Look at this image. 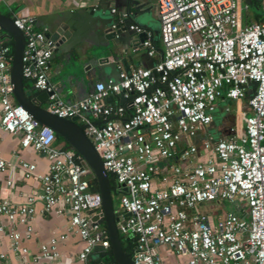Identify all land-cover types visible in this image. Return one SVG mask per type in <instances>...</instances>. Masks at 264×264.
<instances>
[{
    "label": "built area",
    "instance_id": "obj_1",
    "mask_svg": "<svg viewBox=\"0 0 264 264\" xmlns=\"http://www.w3.org/2000/svg\"><path fill=\"white\" fill-rule=\"evenodd\" d=\"M157 3L159 53L151 31L130 25L142 35L133 50L143 47L149 57L157 56L153 65L119 68L117 79L96 81L89 94L74 101L61 99L48 79L53 39L32 17L13 18L25 39L22 76L49 93V112L78 117L113 174L120 196L116 227L130 240L133 264H264V21L243 24L242 0ZM260 3L264 8V0ZM12 57L10 47L1 44L0 129L18 135L22 148L42 154L47 167L36 173L34 162L18 160L23 175H34L41 190L23 202L0 198V218L7 222L0 220V259L6 255L2 236L10 238L12 250L27 252L15 226L23 225L28 238L41 204L40 213L66 214L68 226L40 246L34 263L51 264L56 244L74 234L82 242L78 261L90 264L97 245L110 247L101 226V195L89 189L93 174L81 155L56 146L53 129L13 102ZM113 94L122 101H108ZM222 97L237 104L247 98L250 113L239 109L242 123L226 138L205 140L203 148L211 155L194 159L197 146L179 142L212 122ZM5 167L0 158V171ZM215 202L232 208L217 218L201 210ZM240 206L246 211L239 212Z\"/></svg>",
    "mask_w": 264,
    "mask_h": 264
},
{
    "label": "crops",
    "instance_id": "obj_2",
    "mask_svg": "<svg viewBox=\"0 0 264 264\" xmlns=\"http://www.w3.org/2000/svg\"><path fill=\"white\" fill-rule=\"evenodd\" d=\"M0 0V13L11 18L18 16H29L36 19L38 16L53 14L55 17L52 19L57 25V14L71 11L81 13L83 11H99L102 14H106L107 11L102 7L109 5L114 6L113 1L102 0ZM138 4L131 9L135 12L133 20L136 24L145 25L146 30L153 33V42L158 50L161 51V42L159 40V19H158V3L157 0H137ZM248 6L251 4V0H245ZM260 17L256 18V14L253 15V19L250 17L245 18V23H251L256 21H264L262 13H257ZM140 17V18H139ZM124 19L126 17H123ZM142 18L144 19L142 21ZM115 19L118 20L119 16L116 15ZM141 19V20H140ZM243 21V18H242ZM38 23V21L36 22ZM38 28L45 29L47 32V26L43 23L36 24ZM125 33L119 32L117 35L121 41L116 46V52L114 57L104 46H93L94 53L83 55L79 62H73L70 59L67 63V59L64 58L65 54L59 52L56 56L50 59V66L48 69V79L55 86L58 96L65 101H74L80 99L89 94L94 86V83L100 80V76L104 75L107 79L110 74V62L113 63L117 69L128 71L134 66H147L151 61H155L157 56L149 57L147 50L143 47H139L137 50H133L136 41H139L138 35L134 31L125 30ZM0 32V45L5 41H10ZM97 40V38H96ZM99 41V40H97ZM95 54V55H94ZM108 57L109 62H99V58ZM65 64V65H63ZM24 89L27 96L32 97L40 95L41 91L34 88L33 83L29 79L24 81ZM42 105L47 107V97H43ZM246 99L241 101L240 104L229 100L225 97L218 98L215 102V109L213 111V120L208 125H202L198 128L196 133L192 136H184L179 142V146L187 147L188 145L197 146V153L194 159H204L211 155V152L203 148V142L207 139L211 141L226 138L233 133V127L241 122L238 120L237 112L240 109L241 112L246 114L250 113L249 108L246 105ZM108 101H122V97L119 94H113L109 97ZM13 102L16 99L13 96ZM237 110L233 112L232 107ZM229 110L226 111L225 108ZM232 117V119H231ZM79 123V122H78ZM242 123V122H241ZM54 144L59 147H63V142H55ZM0 158L6 163V167L3 171H0V198L8 199L14 202H23L30 194L39 193L41 190L40 181L33 175L25 177L21 171L18 160L24 159L36 164V173H41L46 170L47 161L45 157L29 148H22L20 145V138L18 135H12L0 129ZM93 177V176H92ZM11 180V184H7V181ZM211 204L201 206V210L206 211L212 215L213 218L224 215L219 213L217 208H213ZM229 204V203H228ZM116 218L119 215V205L116 206ZM230 209L232 206L229 204ZM41 204H37V213L33 216L30 224L32 225V232L27 238L25 236V227L23 225H16L15 229L20 233L21 246L27 248L26 253H20L14 251L11 248V240L7 236L1 237L2 249L5 252V258L0 259V264H35V259L39 255L40 246L42 244L49 243V240L53 236H59L66 232L68 226V218L66 214H58L55 210L49 213H40ZM230 209L228 211H230ZM227 211V212H228ZM239 212H245L246 208L240 206ZM2 222L7 226V222L4 218H0ZM102 228L106 229V225L101 221ZM120 239H122L121 234ZM123 236V235H122ZM123 239L125 237L123 236ZM82 242L80 238L74 234H69L64 240L59 241L56 244L58 255L51 259V264H80L77 259L78 251L81 249ZM122 245V243H121ZM103 250L93 251L89 257L90 264H104L106 258L103 255Z\"/></svg>",
    "mask_w": 264,
    "mask_h": 264
},
{
    "label": "water",
    "instance_id": "obj_3",
    "mask_svg": "<svg viewBox=\"0 0 264 264\" xmlns=\"http://www.w3.org/2000/svg\"><path fill=\"white\" fill-rule=\"evenodd\" d=\"M113 1L116 8L115 13H111V6L105 4L102 7L107 11L102 14L99 11H83L81 13L65 11L58 13V24L53 22L55 17L53 14L38 16L35 19L37 25L43 23L47 26L46 35L54 41L53 56L59 52L64 53L67 63L72 59V63L78 61L86 54H93V46H104L114 57L116 46L121 41L117 35L119 32L125 33V30L132 31L130 25L134 24L133 17L135 12L131 9L138 4L137 0H106ZM103 1L101 0V3ZM125 13L126 18L120 19V14ZM119 19L116 20L115 16ZM146 28L145 25H141ZM0 32L6 38H13V57L10 68V79L13 85L12 93L16 102L23 106L34 119L40 124L46 125L53 129L55 134L59 135L66 141L72 149L81 155L85 163L90 168L93 177L97 180L99 193L101 195V206L103 209L102 221L105 223L110 247L103 249L97 245L94 251L103 250L104 257L111 260L104 261V264H133L131 256L127 254L122 245L119 232L116 227V207L113 203L112 194L115 191L111 188L107 171L105 170L102 160L95 150L89 138L84 134L82 126L78 123V117L61 118L49 112L42 105L43 97H47L49 93L42 91L40 95L29 97L25 93L24 81L22 76V52L25 39L22 32L13 24V20L0 13ZM142 35H138L141 40ZM99 40L97 41L96 40ZM122 42V41H121ZM95 55V54H94ZM98 61L109 62L108 57L99 58ZM71 62V61H69ZM153 61L148 67L153 65ZM65 65V64H63ZM109 77L118 78L119 70L110 62ZM105 76H100V80H105ZM255 88V82L251 83ZM250 93V91L248 92ZM232 119V117H231ZM217 141V140H215Z\"/></svg>",
    "mask_w": 264,
    "mask_h": 264
},
{
    "label": "trees",
    "instance_id": "obj_4",
    "mask_svg": "<svg viewBox=\"0 0 264 264\" xmlns=\"http://www.w3.org/2000/svg\"><path fill=\"white\" fill-rule=\"evenodd\" d=\"M259 2L260 0H251V5H255L256 7H259ZM260 17L259 14L256 13V18ZM263 19H264V15H263ZM10 41L5 40L2 44L3 45H7L10 47V53L13 54V39H9ZM55 142H63V147L64 148H71L70 145L64 141V139L62 137H60L59 135L55 134ZM108 174V179H109V183L111 188L114 190L117 186L116 180L113 176V174H111L110 172L107 173ZM89 189L91 191H98L99 190V186L97 183V180L94 177H90L89 179ZM122 239H121V243H122V247L124 249V251L127 254H130L131 252V244H130V240L128 239H123V236L121 235ZM107 261H110L111 259L108 257H105Z\"/></svg>",
    "mask_w": 264,
    "mask_h": 264
},
{
    "label": "rangeland",
    "instance_id": "obj_5",
    "mask_svg": "<svg viewBox=\"0 0 264 264\" xmlns=\"http://www.w3.org/2000/svg\"><path fill=\"white\" fill-rule=\"evenodd\" d=\"M242 8H243V11H242L243 24L245 23L246 17H250L251 19H253L254 14L264 12L263 4H261L260 2H259V7H256L255 5H251V4L248 6L247 2L245 0H242ZM144 19L142 18V21ZM232 110L233 112L237 111L234 106L232 107ZM112 198H113L114 205L118 206L119 201H120L119 194L113 193ZM211 206H213V208H217L219 206L218 212L224 213V214L230 209L229 204L227 202H215L211 204Z\"/></svg>",
    "mask_w": 264,
    "mask_h": 264
}]
</instances>
